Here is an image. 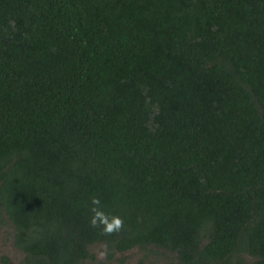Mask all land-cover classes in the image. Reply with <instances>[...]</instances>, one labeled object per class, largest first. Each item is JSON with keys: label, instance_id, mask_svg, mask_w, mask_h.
<instances>
[{"label": "trees", "instance_id": "1", "mask_svg": "<svg viewBox=\"0 0 264 264\" xmlns=\"http://www.w3.org/2000/svg\"><path fill=\"white\" fill-rule=\"evenodd\" d=\"M0 221L25 264H264V0H0Z\"/></svg>", "mask_w": 264, "mask_h": 264}, {"label": "rangeland", "instance_id": "2", "mask_svg": "<svg viewBox=\"0 0 264 264\" xmlns=\"http://www.w3.org/2000/svg\"><path fill=\"white\" fill-rule=\"evenodd\" d=\"M14 231L8 223L0 221V260L3 256L9 258L12 264H25V255L19 251L13 243ZM91 251L95 254L97 260L103 261L105 259V251L102 245L91 247ZM103 253V256H101ZM117 259H123V264H177L173 257L169 254L160 253L156 250L143 252L139 249H134L123 255H118ZM112 264H120L118 260Z\"/></svg>", "mask_w": 264, "mask_h": 264}, {"label": "clouds", "instance_id": "3", "mask_svg": "<svg viewBox=\"0 0 264 264\" xmlns=\"http://www.w3.org/2000/svg\"><path fill=\"white\" fill-rule=\"evenodd\" d=\"M91 205V227L99 228L103 235H112L123 229V219L118 215H110L105 212L103 210L102 202L98 197L91 198ZM101 256H103V253H101Z\"/></svg>", "mask_w": 264, "mask_h": 264}]
</instances>
